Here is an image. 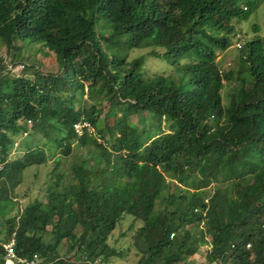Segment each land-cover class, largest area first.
Segmentation results:
<instances>
[{"label": "trees", "instance_id": "16d2710c", "mask_svg": "<svg viewBox=\"0 0 264 264\" xmlns=\"http://www.w3.org/2000/svg\"><path fill=\"white\" fill-rule=\"evenodd\" d=\"M256 3L0 0V44L11 65L31 49L63 67L30 80L9 75L0 59V205L14 206L26 169L55 162L44 206L35 200L13 215L0 211V264L11 240L25 264H108L121 256L108 238L125 217L141 223L132 238L136 264H184L200 247V264H264V38L243 45L245 78L227 105L221 92L232 73L214 62L230 46L231 22L246 20ZM141 48L159 49L150 55L171 65L189 58L177 72L191 87L173 74L145 78L143 59L121 54ZM83 122L93 132L78 135L74 125ZM23 134L44 142L11 159ZM72 145L87 150L63 181L55 151L68 155ZM63 242L72 259L60 260Z\"/></svg>", "mask_w": 264, "mask_h": 264}, {"label": "rangeland", "instance_id": "374dc122", "mask_svg": "<svg viewBox=\"0 0 264 264\" xmlns=\"http://www.w3.org/2000/svg\"><path fill=\"white\" fill-rule=\"evenodd\" d=\"M246 2V6L252 5L256 3L257 0H242V2ZM257 7H254L250 16L246 20H233L231 25L233 26V32L230 34V46L223 51H216L215 53V63L217 64L218 69L223 73H232V80L228 82H223L224 88L221 92L223 96V105L228 104V100L230 94L238 89L241 86V83L238 80V77L245 78V73H241L240 71V54L241 49L238 47H243V45L253 39L256 38H264V2H257ZM103 25L102 23H100ZM100 26V25H99ZM257 27V31L253 30V27ZM104 26L98 27L100 31L103 30ZM102 29V30H101ZM105 29L103 30V32ZM38 46H34L35 48ZM102 48H104L102 46ZM31 50V49H30ZM29 50L25 52L24 58L25 61L22 60L21 63H17L15 65H11L12 57L9 56L6 52V48L0 44V59L4 60V64L7 66V71L9 75L12 77L18 78L21 74H23L24 78L33 79L35 71H39L42 74H56L58 71L63 69L57 63V58L54 54L49 53L48 57L44 58L43 53H38L36 55L37 58L33 55V53ZM34 50V49H33ZM155 50L156 52L161 51L159 49L152 48H141V49H131L122 51V57L125 60L131 61L133 59L142 58V72L144 73L145 78H151L156 75H170L173 74L175 81L179 85H185L187 88H190L191 85L189 83V76H184L182 72H177L179 68L178 65H184L190 61L187 57H181L177 64L171 65L169 62L167 63L162 58L153 57L150 53ZM13 56V55H12ZM35 58V60H34ZM34 60V62H31ZM11 61V63H10ZM25 64L28 67L27 71H23L21 64ZM86 89H84V96L82 97L83 102L89 106L95 102L89 100V96L87 95ZM76 97H81L80 93L76 94ZM79 104H76L75 108H78ZM98 109L102 110L104 114L107 111V105H100ZM141 119H145V125H152L154 120L152 118H147L144 115ZM131 120L136 122V118L132 117ZM30 127V124H28ZM78 135H81L80 126L78 125V130H76ZM38 142V143H37ZM44 139L41 136L31 137L30 135L23 134L19 138L16 139L14 148L10 155L11 159H15L26 151V144H32L35 146L36 144L43 143ZM73 147V145H72ZM86 148H78L73 147V150L68 155H64L61 151H55V157L59 158V167L57 168L58 173L63 175V181L69 179L71 177V167L74 164L80 163L82 159H84L86 154ZM89 150V149H88ZM53 158H50L48 162L41 166H33L26 169L23 172V176L20 184L17 188L12 192L13 203L12 207L11 203H2L0 205V211L7 212L11 210L10 215L15 214L17 211H22L23 207L27 204L38 200L43 206L47 203V189L50 185V182L53 180L52 172L55 168V162ZM212 187V186H211ZM211 187L208 189L211 190ZM133 221L130 217H125L121 220V222L117 225L116 229L112 232L110 237L108 238L109 246L119 250L121 253L120 257L112 258L109 260L108 264H136L139 256L136 253L135 249L132 245V238L135 233V229L141 226L140 222H134V227L131 228ZM50 227L46 229V233L42 237V241L49 242L50 236ZM6 224L4 218L0 215V242L6 237ZM80 229H77V233ZM60 260L66 261L67 259H72L73 254L66 255V243L63 242L59 247ZM189 261H195L196 263H204L206 261V248L200 247L198 252L191 258L186 259L184 264H189Z\"/></svg>", "mask_w": 264, "mask_h": 264}, {"label": "built area", "instance_id": "2783aa9c", "mask_svg": "<svg viewBox=\"0 0 264 264\" xmlns=\"http://www.w3.org/2000/svg\"><path fill=\"white\" fill-rule=\"evenodd\" d=\"M238 48H240V47H238ZM22 68H23V66H22ZM84 126H87V124H84ZM74 128H75V130H78V125H75ZM0 169H1V165H0ZM246 249L247 250L250 249V244L246 245ZM4 250H5V262H6V264H25V260L17 259V256H16L15 251H14V240H11L9 243L5 244ZM30 264H34V262H30Z\"/></svg>", "mask_w": 264, "mask_h": 264}, {"label": "clouds", "instance_id": "9594fccd", "mask_svg": "<svg viewBox=\"0 0 264 264\" xmlns=\"http://www.w3.org/2000/svg\"><path fill=\"white\" fill-rule=\"evenodd\" d=\"M242 47H240L239 49H241ZM22 66V64H21ZM84 124H87V126H84ZM75 125H79L80 126V132H82L83 129H86L87 132L91 133L93 132L90 125L87 123V122H83V123H78V124H75ZM74 125V126H75ZM75 129V128H74ZM76 131V130H75Z\"/></svg>", "mask_w": 264, "mask_h": 264}]
</instances>
